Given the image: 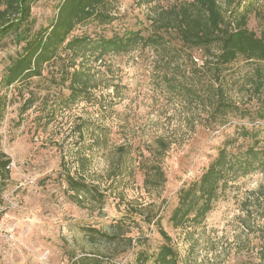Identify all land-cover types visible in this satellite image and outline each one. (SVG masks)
I'll list each match as a JSON object with an SVG mask.
<instances>
[{
  "label": "rangeland",
  "instance_id": "374dc122",
  "mask_svg": "<svg viewBox=\"0 0 264 264\" xmlns=\"http://www.w3.org/2000/svg\"><path fill=\"white\" fill-rule=\"evenodd\" d=\"M184 1L190 0H158L149 6H141L139 0H117L114 23L80 26L73 36L111 37L130 30L147 36L153 30L156 6ZM57 4L58 0L36 1L32 32L52 22ZM242 11L249 12L248 27L263 35L264 0H245ZM168 40L178 44L174 34ZM19 51L14 36L2 40L0 95L7 93L10 103L0 138L12 165L0 207V264H73L83 257L144 264L138 260L141 252L151 257L146 264H153L152 257L165 240L159 225L145 221L149 211L159 213L160 226L171 237L181 264H261L264 202L258 190L264 187V171L233 184L196 230H176L169 222L179 190L197 180L228 141L244 143L239 136L243 129L264 133L260 119L264 94H255L249 85L251 65L241 59L225 74L224 89L239 110L220 125L212 121L208 78L207 88L199 85L202 98L188 97L184 90L186 82L197 79L191 59L201 65L198 50L173 54L138 48L90 62L96 87L88 101L69 107L62 102L69 91L59 81V66L3 89L6 70ZM30 97L34 104L23 112ZM159 138L170 146L162 158L151 156ZM120 148L131 155L120 157ZM145 158L162 165L166 182L159 191L144 187ZM68 175L97 185L103 199L70 191ZM115 223L121 224L125 238L133 240L131 247L127 241L112 245L91 238L93 231L111 233Z\"/></svg>",
  "mask_w": 264,
  "mask_h": 264
},
{
  "label": "trees",
  "instance_id": "16d2710c",
  "mask_svg": "<svg viewBox=\"0 0 264 264\" xmlns=\"http://www.w3.org/2000/svg\"><path fill=\"white\" fill-rule=\"evenodd\" d=\"M36 1L0 0V44L7 36H14L20 46L19 53L7 68L2 81V87L6 91L42 77L44 68L59 66V81L69 91L68 97L62 99V102L69 107L80 101H88L90 90L96 87V76L91 74L88 63H100L110 55L150 48L173 54L181 49L201 52L200 66L194 58L191 59L197 79L186 82L184 90L188 97L202 98L199 85L206 84L207 88L208 78L210 83L207 95L209 105L213 108L211 117L215 124H225L228 116L239 110L229 100L224 81L225 74L241 59L252 66L250 87L255 90V94H264V34L259 36L248 27L249 12L242 11L245 0H190L167 8L156 6L151 18L153 30L149 35L130 30L115 33L111 37L88 34L73 36V33L78 27L88 24L114 23L117 20V0H58L52 22L32 32L29 26ZM156 1L158 0H139L141 6L152 5ZM258 13L259 11L256 14ZM173 34L178 44L168 40ZM181 85L184 87L183 83ZM31 99L32 97L27 99L23 112L33 106L34 101ZM9 103L8 94L2 93L0 124L5 119ZM260 119L264 122V108L261 110ZM239 136L245 139L244 143L236 145L237 139L228 141L201 176L179 190L177 205L169 218L174 229L189 233L201 227L216 203L233 184L255 171H264V133L257 129H243ZM165 141L164 138L156 141V149L151 151V156H164L170 148ZM120 150V157L131 155L127 148ZM145 159L141 164L145 175L144 187L149 192L159 191L166 182L162 165L150 162V158ZM11 165L12 159L2 150L0 138V207L3 204L4 190L10 180ZM66 181L72 192L91 194L97 201L103 199L98 186L87 183L84 178L75 179L68 175ZM258 193L264 202V187ZM248 202L246 200L244 203L245 210H248ZM158 216V212L149 211L145 218L147 223L159 225L165 240L153 255V264H181L179 255L171 244L172 239L160 226ZM260 217H264V212ZM121 229V224L115 223L111 225V233L93 231L91 238L102 239L112 245L127 241L128 247H131L133 240L125 238L120 233ZM258 254L261 264H264V235L261 237ZM150 259L144 252L139 253L138 260L141 263L146 264ZM73 264L112 263L101 258L83 257Z\"/></svg>",
  "mask_w": 264,
  "mask_h": 264
},
{
  "label": "built area",
  "instance_id": "2783aa9c",
  "mask_svg": "<svg viewBox=\"0 0 264 264\" xmlns=\"http://www.w3.org/2000/svg\"><path fill=\"white\" fill-rule=\"evenodd\" d=\"M10 167H11V166H10ZM10 167H9V168H10Z\"/></svg>",
  "mask_w": 264,
  "mask_h": 264
}]
</instances>
